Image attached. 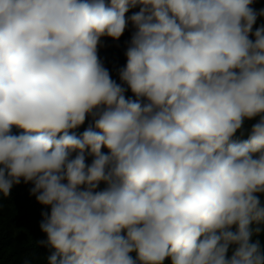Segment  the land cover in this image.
Here are the masks:
<instances>
[{
  "label": "clouds",
  "instance_id": "obj_1",
  "mask_svg": "<svg viewBox=\"0 0 264 264\" xmlns=\"http://www.w3.org/2000/svg\"><path fill=\"white\" fill-rule=\"evenodd\" d=\"M254 2L0 0V200L50 208L47 264H264ZM129 23L117 83L98 49Z\"/></svg>",
  "mask_w": 264,
  "mask_h": 264
},
{
  "label": "trees",
  "instance_id": "obj_2",
  "mask_svg": "<svg viewBox=\"0 0 264 264\" xmlns=\"http://www.w3.org/2000/svg\"><path fill=\"white\" fill-rule=\"evenodd\" d=\"M251 7L257 11L264 8V0H255ZM139 11V8L131 9L126 16H130L133 12ZM264 24V17H258L253 25V31ZM134 29L129 23L128 28L120 37L119 41H113L111 38L103 37L101 46L98 49V55L104 63V66L109 69L111 77L117 83H121L117 73V69L126 64L124 52L127 47V41L130 40ZM124 87H127L124 85ZM126 98L136 99L130 90L125 93ZM255 118L251 121L246 120L244 123L245 129H250L252 124L257 121ZM92 118H86L83 125L74 129L77 135L81 134L90 124ZM14 134H19L20 129L13 127ZM247 135V134H246ZM246 135L244 138H246ZM103 151H107L103 149ZM75 153H73V156ZM91 157H88L87 162H91ZM31 183L25 184L21 181L20 184L12 187L10 195L7 198L0 200V264H23L25 259L30 261V264H47V257L51 254V250L38 246L37 242L46 239V235L40 230L42 220V212H50L49 207L42 206L36 202L34 196L30 195ZM105 185L101 183L100 188ZM262 203H264V194H258ZM259 239L262 249H264V232L258 237L253 236L252 240ZM230 246L228 255H231ZM135 257V253L132 254ZM164 264H171L170 258H166Z\"/></svg>",
  "mask_w": 264,
  "mask_h": 264
}]
</instances>
